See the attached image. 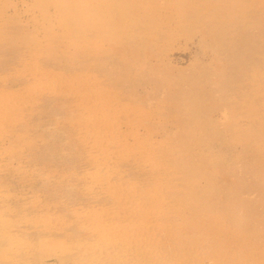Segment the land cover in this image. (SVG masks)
<instances>
[{"label":"rangeland","instance_id":"rangeland-1","mask_svg":"<svg viewBox=\"0 0 264 264\" xmlns=\"http://www.w3.org/2000/svg\"><path fill=\"white\" fill-rule=\"evenodd\" d=\"M79 1L0 0V264H264V0Z\"/></svg>","mask_w":264,"mask_h":264},{"label":"bare ground","instance_id":"bare-ground-1","mask_svg":"<svg viewBox=\"0 0 264 264\" xmlns=\"http://www.w3.org/2000/svg\"><path fill=\"white\" fill-rule=\"evenodd\" d=\"M88 1H89V0H88ZM88 1H86V2H88ZM90 1H91V0H90ZM90 1H89V2H90ZM133 1H134V0H133ZM79 2L82 4V2H85V0H82V2H81V1H79ZM80 3H79V5H80V7H81V4H80ZM93 3H94V2H93ZM66 4H68V2H66ZM66 4H65V5H66ZM69 4H70V7H71V3H69ZM72 4H73V2H72ZM85 4H86V3H85ZM88 4H89V3H88ZM74 5H75V4H74ZM74 5H73V8H74ZM77 5H78V4H77ZM83 5H84V4H83ZM63 6H64V5H63ZM142 6H143V5H142ZM191 6H192V5H191ZM96 8H97V7H96ZM63 9H64V8H63ZM71 9H72V7H71ZM71 9H70V12H71ZM112 9H114V8L112 7ZM64 10H65V9H64ZM114 10H115V9H114ZM68 11H69V10H68ZM97 11H98V10H97ZM246 11H247V10H246ZM65 12H67V10H66ZM73 12H74V10H73ZM84 12H85V11H84ZM184 12H185V11H183V13H184ZM186 12H187V11H186ZM58 13H59V11H58ZM82 13H83V12H82ZM93 13H95V15H97V12H96V11H95V12L92 11V14H93ZM67 14H68V13H67ZM74 14H75V13H74ZM74 14H73V15H74ZM86 14H88V13H86ZM90 14H91V12H90ZM197 14H198V13H197ZM73 15H72V16H73ZM66 16H67V15H66ZM68 16L70 17L71 15L69 14ZM82 16H84V15H82ZM85 16H86V15H85ZM88 16H89V15H88ZM88 16H86V17H88ZM92 16H94V15H92ZM92 16H91V17H92ZM116 16H117V15H116ZM114 17H115V15H114ZM92 18H93V17H92ZM97 18H98V17H97ZM104 18H105V17H104ZM115 18H116V17H115ZM84 19H85V17H84ZM89 19H90V18H89ZM99 19H100V18H99ZM112 19H113V18H112ZM91 20H92V19H91ZM97 20H98V19H96V21H97ZM96 21H95V22L92 21V22H93V23H97ZM112 21H114V20H112ZM115 21H117V20H115ZM84 22H86V21H84ZM99 22H100V21H99ZM93 26H94V25H93ZM122 26H125V25H122ZM122 26H121V27H122ZM121 27H120V28H121ZM114 28H115V27H114ZM67 29H68V28H67ZM122 29H123V27H122ZM68 31H69V30H68ZM66 34H67V33H66ZM183 167H184V166H183ZM185 182H186V181H185ZM186 183H187V182H186ZM195 184H196V183H195ZM195 184H194V185H195ZM185 185H186V184H185ZM209 185H210V184H209ZM211 186H212V185H211ZM197 188L199 189V187H197ZM210 188H211V187H210ZM216 188H217V187H216ZM206 189H207V188H206ZM203 190H204V189H203ZM205 192H206V191H205ZM205 192L203 191V193H205ZM211 192H213V191H211ZM200 195L202 196L203 194L201 193ZM213 195H214V194H213ZM195 197H197V196H195ZM202 197H203V196H202ZM187 198H188V197H187ZM193 198H194V197H193ZM203 199H204V198H203ZM212 199H214V198H212ZM179 200H180V198H179ZM183 200H184V199H183ZM191 200H192V199H191ZM205 200H206V199H205ZM193 201H194V200H193ZM197 201H198V200H197ZM217 201H218V200H217ZM187 202L190 203L189 201H187ZM201 202H203V200H202ZM185 203H186V202H185ZM191 203H192V202H191ZM186 204H187V203H186ZM193 204L195 205V203H193ZM193 204H192V205H193ZM197 204H201V203L198 202ZM214 204H215V203H214ZM216 204H217V203H216ZM190 205H191V204H190ZM194 205H193V206H194ZM210 205H211V204H210ZM195 206H196V205H195ZM195 206H194V207H195ZM184 207H185V206H184ZM190 207H191V206H190ZM215 211H216V210H215ZM199 214H200V213H199ZM201 215H202V214H201ZM191 216H192V215H191ZM193 219H195V218H193ZM186 221H187V220H186ZM214 221H215V220H214ZM217 222H218V221H217ZM252 222H253V221H252ZM186 225H187V224H186ZM210 225H211V224H210ZM212 225H213V224H212ZM191 226H192V225H191ZM210 227H211V226H210ZM260 262H262V261H260ZM252 263H253V262H252ZM262 264H263V263H262Z\"/></svg>","mask_w":264,"mask_h":264}]
</instances>
